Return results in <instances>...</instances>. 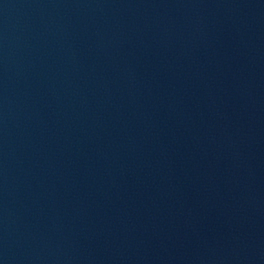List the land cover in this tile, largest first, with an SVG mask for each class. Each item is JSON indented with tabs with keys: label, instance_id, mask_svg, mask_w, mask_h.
I'll list each match as a JSON object with an SVG mask.
<instances>
[{
	"label": "water",
	"instance_id": "1",
	"mask_svg": "<svg viewBox=\"0 0 264 264\" xmlns=\"http://www.w3.org/2000/svg\"><path fill=\"white\" fill-rule=\"evenodd\" d=\"M0 264H264V0H0Z\"/></svg>",
	"mask_w": 264,
	"mask_h": 264
}]
</instances>
